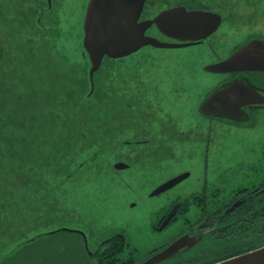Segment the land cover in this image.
<instances>
[{
    "label": "rangeland",
    "instance_id": "1",
    "mask_svg": "<svg viewBox=\"0 0 264 264\" xmlns=\"http://www.w3.org/2000/svg\"><path fill=\"white\" fill-rule=\"evenodd\" d=\"M58 1L51 14L44 12L41 28L37 5L47 9L45 0H0V264H97L89 258L119 233L126 240L120 257L138 260L200 215L201 201H189L185 216L153 230L161 207L202 187L205 168L208 190L223 187L207 196L210 209L238 186L260 181L264 156L261 167L239 166L248 160L240 158L239 140L261 143L264 117L236 129L198 112L218 82L202 69L216 58L208 46H146L107 57L92 91L83 38L88 0ZM178 1L147 0V11L154 16ZM187 2L224 16L210 40L221 54L251 37L264 40V0ZM148 34L163 38L156 27ZM256 83L264 88L262 76ZM117 162L129 170H118ZM187 172L184 182L151 196ZM62 227L86 232L88 247L70 234L36 237Z\"/></svg>",
    "mask_w": 264,
    "mask_h": 264
},
{
    "label": "flooded vegetation",
    "instance_id": "2",
    "mask_svg": "<svg viewBox=\"0 0 264 264\" xmlns=\"http://www.w3.org/2000/svg\"><path fill=\"white\" fill-rule=\"evenodd\" d=\"M90 1L91 0H88V6H89ZM146 1H145L143 11L141 12L139 22L146 21V20H152L162 11L176 8V7H184L188 11H193V10L208 11V12L218 14L221 18V23L218 29L210 37L203 40L202 42L189 45L183 48L166 49V50H181V49H191L196 46L198 47L208 46L211 54L213 53L216 56V58L213 61H210L209 63L202 66L203 71L211 75L209 80H212L213 77H217L216 81H218L217 82L218 84L216 83L212 87V89L208 93L205 94L204 98L200 102L198 106V112L201 115L206 117V119H208L209 122L211 123L215 120H221L223 123H225V125L227 126L230 125L236 129H241V128L246 129L248 127H252L258 121L259 118L264 117V88H261L260 85L256 83L257 77L262 76L264 79V72L254 71V72H243V73H233V72L213 73L205 69L208 65L216 64V63H219L221 61L228 59L236 50L244 46L247 42H249L252 39H261L260 37L255 36L247 40H242L241 42H238L237 44H234L230 48L224 50V52L221 54L217 46L210 43V40L211 38L215 36V34L218 32L219 28L221 27L223 23L224 16L222 14H220L217 11H213L211 8H208L206 6L192 7L190 6V3L187 2V0H179L178 2L167 3L168 5L165 7V9L161 10L158 14L152 16L151 12L147 11L149 8H148V5L146 6ZM45 2L47 5V9L43 7L42 5H37L36 20H37L38 25L41 28H46V25L42 23V16H44V12L49 15L51 14V10L52 11L55 10L54 7H56L57 4L59 5L58 0H45ZM88 6H87V9L85 7L86 13L88 10ZM48 9H50L49 12H47ZM86 13H83L85 14L83 15L84 16L83 38L85 36L84 24H85V19H86ZM52 21L54 24L56 23V20L52 19ZM154 27L156 26L153 25L150 28H148L146 30V35L152 36L148 34V31L152 30ZM161 34L163 38H159V37L157 38H159L162 41L178 42L176 39L170 38L164 35L163 33ZM85 51L89 57V54L86 49ZM107 57L108 56H106L105 58ZM121 58H124V57H121ZM115 59H119V58H115ZM89 60H90V57H89ZM90 63L92 67L91 60H90ZM89 77H90V71H89ZM250 78H252L254 83L250 80ZM238 80L246 81L248 83V84H245L246 86L249 85L261 93V95L263 96V97L261 96V98L263 99V102L258 104L261 107L249 106V107L242 108L241 113L239 115V119L235 121L234 120L231 121L229 119H225L219 116H214L213 114H205L201 111V106L203 102L208 98V96L212 92L222 87L223 85L232 84L234 82H237ZM90 81H91V78H90ZM94 85H95V82H94ZM209 128H212L211 124ZM263 133L261 134L262 135L261 143H257L258 144L257 146H253L252 143H250L246 139L239 140V143L241 147L243 148V151H240V155H241L240 158L244 157L245 159L246 158L248 159V160L240 161L239 163L241 164H239V166H243V165L245 166V163H246V165L250 169L252 167H261L260 164L262 163V159L264 156V147H263L264 135ZM146 142L147 141H139L137 142V145L146 144ZM255 157H258L257 160H254ZM251 158L253 159L250 160ZM118 163L125 164V162H117L115 163V165ZM207 163H208V160L204 164L207 165ZM125 166L127 167L125 169H121L122 171L129 170L130 165L125 164ZM188 173H189V176L187 178H189L192 175L191 172H188ZM208 175L209 173L207 171V168H205V171L203 170L202 187L198 191H196L193 195L187 197L184 200L172 199L167 204H165L163 207H161L158 213L156 214V218H155L156 221L153 224V230L163 232L170 225H172L173 223H176L178 216H185L186 213L190 209V207L186 206L189 204V201L191 202L201 201L202 207L199 210L200 215L197 218H195V220H188V219L184 220L183 227L181 231L178 232L179 234H176L175 237L170 242L163 244L156 249H153L147 256L140 257L138 260L134 256L133 257L131 256L134 259L133 264H142L148 258L162 251L163 249H165L167 246L172 244L175 240H177L183 235L190 236L191 239L194 240L195 242L192 245H189L181 249L174 255L156 264H214V263L238 256V255L244 254L248 251L257 249L258 245L262 243L264 244V173L261 174L260 181L256 183H254L253 181H251L250 183L246 182L245 185L238 186L235 191V196L233 195L232 198L224 201V203L222 204L217 203L211 209L207 205V196L212 193V196L215 197L220 191L221 192L223 191V187L221 184L220 188H216V190L214 191L208 190V184H207ZM184 180L182 182H184ZM225 190H227V188H225ZM212 196H209V197H212ZM172 211H175V212L170 222L167 224V226L163 230H160L161 224L164 222V220L167 218V216ZM73 230L81 234V230H78V229H73ZM115 235H122V234L119 233V234H114L112 236H115ZM106 240H103L102 242ZM136 253H138V251H136ZM124 258H126V256Z\"/></svg>",
    "mask_w": 264,
    "mask_h": 264
},
{
    "label": "water",
    "instance_id": "3",
    "mask_svg": "<svg viewBox=\"0 0 264 264\" xmlns=\"http://www.w3.org/2000/svg\"><path fill=\"white\" fill-rule=\"evenodd\" d=\"M146 0H91L86 13L84 24V47L87 50L92 67L90 78L92 91L94 90V74L99 69L103 59L121 58L139 51L145 46L159 49L183 48L200 43L210 37L219 27L221 18L218 14L176 7L162 11L152 20L139 22ZM194 21L191 25L180 23ZM162 21H168L162 24ZM155 25L164 35L176 39L178 42H166L157 37L146 35V30ZM245 52L243 57L238 53ZM213 73H243L264 72V41L252 39L236 50L228 59L205 68ZM246 81L238 80L232 84L223 85L203 102L201 111L229 120H238L242 108L261 107L263 102L261 93L251 86H246ZM263 97V96H262ZM238 113V114H237ZM115 167L125 169L124 163ZM189 176L182 173L161 184L151 196L160 195L181 183ZM175 211H172L160 226L163 230L170 222ZM69 229V228H67ZM83 234L86 247L87 238ZM195 241L188 235H183L162 251L154 254L142 264H156L192 245ZM214 264H264V246L244 254L220 261Z\"/></svg>",
    "mask_w": 264,
    "mask_h": 264
},
{
    "label": "trees",
    "instance_id": "4",
    "mask_svg": "<svg viewBox=\"0 0 264 264\" xmlns=\"http://www.w3.org/2000/svg\"><path fill=\"white\" fill-rule=\"evenodd\" d=\"M60 234H70V236L79 237L81 241H84V238L81 234L73 230L63 229V227L58 230H52L50 233H40L36 237L41 239L46 237L50 239L53 236ZM125 245L126 242L123 235L112 236L106 241L101 242L99 248L94 252L93 256H91L89 260L91 261L96 259L97 264H133L134 259L132 257L125 258V260L120 257L124 251ZM260 245H258V248L259 246H264L263 243Z\"/></svg>",
    "mask_w": 264,
    "mask_h": 264
},
{
    "label": "snow or ice",
    "instance_id": "5",
    "mask_svg": "<svg viewBox=\"0 0 264 264\" xmlns=\"http://www.w3.org/2000/svg\"><path fill=\"white\" fill-rule=\"evenodd\" d=\"M161 23H162V24H167L168 21H162ZM180 23H184V24H186V25H191V24L194 23V21L186 20V21H182V22H180ZM237 55L240 56V57H243V56L246 55V53H245V52H241V53H238Z\"/></svg>",
    "mask_w": 264,
    "mask_h": 264
},
{
    "label": "bare ground",
    "instance_id": "6",
    "mask_svg": "<svg viewBox=\"0 0 264 264\" xmlns=\"http://www.w3.org/2000/svg\"><path fill=\"white\" fill-rule=\"evenodd\" d=\"M86 68V67H85Z\"/></svg>",
    "mask_w": 264,
    "mask_h": 264
}]
</instances>
